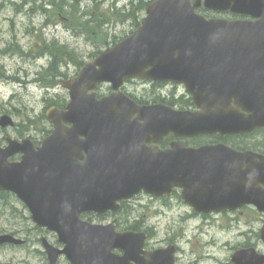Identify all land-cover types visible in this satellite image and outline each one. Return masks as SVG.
I'll return each instance as SVG.
<instances>
[{"label": "water", "instance_id": "water-1", "mask_svg": "<svg viewBox=\"0 0 264 264\" xmlns=\"http://www.w3.org/2000/svg\"><path fill=\"white\" fill-rule=\"evenodd\" d=\"M203 5L257 21L208 20L196 12ZM132 78L183 84L199 110L139 106L119 91ZM102 83L112 84L114 93L98 100ZM64 87L71 102L48 113L54 130L41 148L27 138H7L8 147H0V191L15 194L33 222L64 245L59 249L42 238L50 264L62 255L71 264H173L174 248L147 253L146 234L118 233L114 223L81 218L116 212L119 202L141 192L164 197L180 188L184 200L204 213L244 204L264 211V157L221 144L188 149L179 142L165 151L148 146L169 134L224 136L264 127V0H156L136 32ZM242 110L251 114L247 120ZM0 126H14L12 118L1 117ZM16 154L22 160L10 162ZM23 243L0 236V246ZM232 261L264 264V255L252 248Z\"/></svg>", "mask_w": 264, "mask_h": 264}, {"label": "rangeland", "instance_id": "rangeland-1", "mask_svg": "<svg viewBox=\"0 0 264 264\" xmlns=\"http://www.w3.org/2000/svg\"><path fill=\"white\" fill-rule=\"evenodd\" d=\"M11 1L21 6L16 7ZM129 1L84 0L81 7L98 6L106 11L115 3L118 8L124 9ZM57 2L63 5L59 0ZM58 9L56 0H0V117L8 114L16 124L14 129L0 130V143H4L6 136L15 139L31 136L35 142L41 143L50 128L45 120L42 121L45 112L51 107L68 103L61 82L77 74L81 67L78 63L91 61L93 55L104 48L101 34L95 33V39L86 37L82 28L84 19L79 18L77 25L71 18L68 21L63 19L61 15L65 14ZM132 25L133 21L128 19L112 23L105 29L110 38L115 35L119 39L131 33ZM52 41L66 46L67 51L75 53L78 60L69 55H64V63L61 57L56 59L46 51V44ZM11 75L17 76L15 79L19 81L9 78ZM144 89L145 86L138 83L126 86L128 92L138 97L147 95H143ZM167 89L174 91L171 87ZM176 92L183 93V90L177 89ZM42 130L44 133L40 132ZM8 200L10 204L6 205L3 197L0 198V236L16 233L18 238L28 243L22 248H0V264H49L39 241L47 237L57 245L56 237L40 233L28 221V214L24 213L22 205L11 196ZM127 207L114 218L122 226L121 229L137 226L148 231L150 246L154 248L175 243L180 247L177 264H232L235 250L246 244H253L264 253V244L260 239L264 216L256 213L238 217L220 214L212 219L190 217L187 215L190 209L176 195L170 200L158 201L140 196ZM89 218H93L95 223L114 220ZM59 264L69 263L62 258Z\"/></svg>", "mask_w": 264, "mask_h": 264}, {"label": "flooded vegetation", "instance_id": "flooded-vegetation-1", "mask_svg": "<svg viewBox=\"0 0 264 264\" xmlns=\"http://www.w3.org/2000/svg\"><path fill=\"white\" fill-rule=\"evenodd\" d=\"M11 2H13V4L15 5L14 1H11ZM15 77L18 78L17 76H15ZM15 77H13V75L9 76V78H11V79H15ZM15 80L19 81L18 79H15ZM144 83H146V82H144ZM149 86L152 87L150 91H145V90H147L146 87L144 89L145 94L143 93V95L147 94L146 96H142V97L135 96L134 98H137V100L141 103H146V104L162 103V104H165L167 106L176 107L178 109L194 110V107H193V104H192L190 97L186 96L183 93L178 94V92H176L178 87H175L173 89L175 91H171V90L167 89V87H169V84H162V86L157 90L155 88V84L154 85L149 84ZM150 95H152V97ZM180 140H182V139L175 138L172 135H169V136L164 138V141L162 143H160L159 146L161 147L162 150H165L167 148H170L173 143L178 142ZM183 140H185L187 147L199 148V147L209 145V144L215 145V144H219V143H224L225 145L230 146L231 148L235 149L238 152L253 151V152L264 155V129H256L252 132H247V133H242V134H232V135H229L225 138H221L219 134H215L212 136L201 135L198 137L183 139ZM37 146H40V144H37ZM18 157H19V159L21 158L20 156H18ZM175 195H176V197H178V199L180 200V202L182 204H185L183 202L181 196H180L179 190L175 192ZM150 199L155 200V201L165 200V199L170 200V198L159 199V198H153V197H150ZM125 203L131 204L132 202L130 201V202H125ZM186 205L187 204H185V206ZM189 209H190V214H187V215L190 217H196V218H198V217H201V218L210 217L212 219L215 215H219V214H210V215L198 214L192 208H189ZM251 212L256 213L257 215H260V216H264L263 213H259L253 206H244L243 208L233 210L232 212L224 211L222 214H232V215L238 217V216H245L247 213H251ZM107 216L108 215H106L104 218H106ZM110 216L113 217L114 215L111 214ZM147 233H148V231H147ZM252 233H253V231H252ZM147 235L149 238V240H148L149 242H147V244H146V249L148 251H153L155 249H158V248H154V247L150 246V237H149L150 235H149V233ZM242 235H244V234H242ZM260 239H261V235H260ZM174 245H175V243H168V245H166L165 247H167V246L170 247V246H174ZM252 245H249V244L243 245L242 248L235 250V252H237L241 249H244V248L253 247ZM179 251H180V247L176 246V252L178 253ZM177 258H178V256L176 257V263L175 264H177Z\"/></svg>", "mask_w": 264, "mask_h": 264}, {"label": "trees", "instance_id": "trees-1", "mask_svg": "<svg viewBox=\"0 0 264 264\" xmlns=\"http://www.w3.org/2000/svg\"><path fill=\"white\" fill-rule=\"evenodd\" d=\"M149 4L150 2L148 0H131L128 6H126L123 10L112 8V10H110V14H107L108 12L99 9L98 6L92 8L91 10H87L86 12L83 11L81 14L79 3L70 8V10L68 9V11H66L65 7H59L58 11H61L62 14L69 15L71 20L77 25H79V18L84 19L83 15L89 16L88 20L84 19L85 25L82 27L85 29L86 37L88 39H95V33H99L103 37L102 43L104 44V46L109 47L111 45H115L123 38L118 39L117 36H113L112 38H110L109 33L105 30V28L107 26L109 27L112 23L121 22L128 19L133 21L134 27L139 26L140 19L138 20V17L145 9H147ZM103 30H105V32ZM67 50L68 49L66 46H59L57 45L56 41H52L51 44H46V51L51 52V54H53L56 59L57 56L61 57V61L63 63L65 62L66 57L64 55H69L72 59L78 60L75 53L68 52ZM81 63L82 62L78 64L82 65ZM9 196L10 195L8 193H0V198L3 197V200L7 205L10 204L8 200ZM12 210H15L14 207H12ZM27 219L28 221H30V218ZM130 229L137 230L135 227H130ZM38 231L41 232V230Z\"/></svg>", "mask_w": 264, "mask_h": 264}]
</instances>
